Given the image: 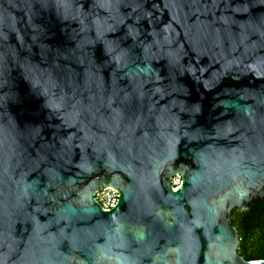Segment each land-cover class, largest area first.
<instances>
[{"label":"water","instance_id":"obj_1","mask_svg":"<svg viewBox=\"0 0 264 264\" xmlns=\"http://www.w3.org/2000/svg\"><path fill=\"white\" fill-rule=\"evenodd\" d=\"M255 199L264 0H0V264H264Z\"/></svg>","mask_w":264,"mask_h":264},{"label":"trees","instance_id":"obj_2","mask_svg":"<svg viewBox=\"0 0 264 264\" xmlns=\"http://www.w3.org/2000/svg\"><path fill=\"white\" fill-rule=\"evenodd\" d=\"M233 225L238 229V253L246 261L264 260V199H255L246 211H237Z\"/></svg>","mask_w":264,"mask_h":264},{"label":"built area","instance_id":"obj_3","mask_svg":"<svg viewBox=\"0 0 264 264\" xmlns=\"http://www.w3.org/2000/svg\"><path fill=\"white\" fill-rule=\"evenodd\" d=\"M178 185H175V187ZM95 198L105 211L114 208L118 202L119 194L113 189H104L99 191Z\"/></svg>","mask_w":264,"mask_h":264},{"label":"flooded vegetation","instance_id":"obj_4","mask_svg":"<svg viewBox=\"0 0 264 264\" xmlns=\"http://www.w3.org/2000/svg\"><path fill=\"white\" fill-rule=\"evenodd\" d=\"M237 209H234L233 211H232V216H233V219H234V217H235V215H236V213H237ZM232 224H233V222H232Z\"/></svg>","mask_w":264,"mask_h":264},{"label":"rangeland","instance_id":"obj_5","mask_svg":"<svg viewBox=\"0 0 264 264\" xmlns=\"http://www.w3.org/2000/svg\"><path fill=\"white\" fill-rule=\"evenodd\" d=\"M179 183H180V180H179V178H177L175 181H174V184L175 185H179ZM177 187V186H176Z\"/></svg>","mask_w":264,"mask_h":264}]
</instances>
